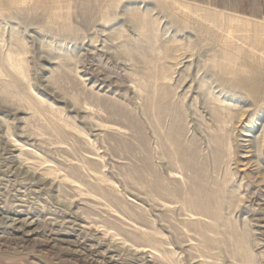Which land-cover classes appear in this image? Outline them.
Listing matches in <instances>:
<instances>
[{
	"label": "rangeland",
	"instance_id": "1",
	"mask_svg": "<svg viewBox=\"0 0 264 264\" xmlns=\"http://www.w3.org/2000/svg\"><path fill=\"white\" fill-rule=\"evenodd\" d=\"M0 264H264V0H0Z\"/></svg>",
	"mask_w": 264,
	"mask_h": 264
},
{
	"label": "bare ground",
	"instance_id": "2",
	"mask_svg": "<svg viewBox=\"0 0 264 264\" xmlns=\"http://www.w3.org/2000/svg\"><path fill=\"white\" fill-rule=\"evenodd\" d=\"M13 221V220H12ZM15 223V222H14ZM21 223V222H20ZM15 224H17V223H15ZM22 225V224H21ZM21 228V227H20Z\"/></svg>",
	"mask_w": 264,
	"mask_h": 264
}]
</instances>
